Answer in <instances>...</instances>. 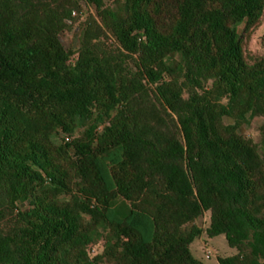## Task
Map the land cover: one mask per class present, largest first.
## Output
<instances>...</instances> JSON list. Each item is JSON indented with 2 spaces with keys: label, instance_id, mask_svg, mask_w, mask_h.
Masks as SVG:
<instances>
[{
  "label": "trees",
  "instance_id": "1",
  "mask_svg": "<svg viewBox=\"0 0 264 264\" xmlns=\"http://www.w3.org/2000/svg\"><path fill=\"white\" fill-rule=\"evenodd\" d=\"M263 15L0 0V264H204L203 233L237 250L217 264H264V53H246Z\"/></svg>",
  "mask_w": 264,
  "mask_h": 264
},
{
  "label": "rangeland",
  "instance_id": "2",
  "mask_svg": "<svg viewBox=\"0 0 264 264\" xmlns=\"http://www.w3.org/2000/svg\"><path fill=\"white\" fill-rule=\"evenodd\" d=\"M61 39L66 47L78 46V33H75L72 37L68 38L66 34L61 35ZM246 53L250 57H254L264 53V15L261 25L258 29L252 33L251 37L246 40ZM261 124V118H255L248 125H244L241 132L245 134L252 142L258 143L260 140L259 126ZM22 208H26L23 204ZM198 224L206 227L210 222V215L206 214L203 218L199 219ZM102 242L98 241L93 244L96 252L90 251V255H94L98 252ZM190 251L193 256L203 262L204 264H217L218 258H225L233 256L237 253V250L231 248L224 235H219L213 238H208L206 233H203L200 237L196 238L190 245ZM211 252L210 258H207V253Z\"/></svg>",
  "mask_w": 264,
  "mask_h": 264
},
{
  "label": "built area",
  "instance_id": "3",
  "mask_svg": "<svg viewBox=\"0 0 264 264\" xmlns=\"http://www.w3.org/2000/svg\"><path fill=\"white\" fill-rule=\"evenodd\" d=\"M90 251H92L93 253H95L96 252V250H95V248H93V244H91L90 246H89V252ZM210 254H211V252H208L207 253V258H210Z\"/></svg>",
  "mask_w": 264,
  "mask_h": 264
}]
</instances>
